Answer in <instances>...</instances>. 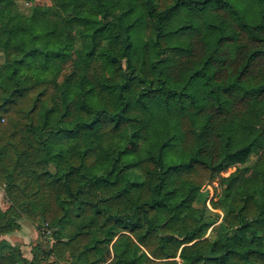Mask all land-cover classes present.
Returning <instances> with one entry per match:
<instances>
[{"label": "trees", "instance_id": "obj_1", "mask_svg": "<svg viewBox=\"0 0 264 264\" xmlns=\"http://www.w3.org/2000/svg\"><path fill=\"white\" fill-rule=\"evenodd\" d=\"M55 1L0 0V264H264V0Z\"/></svg>", "mask_w": 264, "mask_h": 264}, {"label": "rangeland", "instance_id": "obj_2", "mask_svg": "<svg viewBox=\"0 0 264 264\" xmlns=\"http://www.w3.org/2000/svg\"><path fill=\"white\" fill-rule=\"evenodd\" d=\"M55 5V0H16V4L13 8V15L15 16V18H19L22 16L30 17L35 7L52 8ZM256 11V7L252 6L249 8L248 14L250 16H254ZM74 23L75 22L73 20H69L67 22V25L71 26ZM72 63L73 62H69L67 68L64 71V74L69 73V71L71 70ZM3 64L4 54L0 52V66ZM259 159L260 157L254 156L248 165L240 167V169L245 170L250 167H253ZM236 172H238L237 167L228 168L227 170L223 171L221 178L230 179L231 177L236 175ZM222 193L223 188L221 187L220 182H215L213 184L207 183L202 189V196L195 203V207L198 210V214H201L203 212L204 207H207L209 212L214 213L210 202L215 196L221 195ZM9 207H11V203L8 200L4 188L0 186V223H2L1 215L6 212ZM217 213H219L220 218L222 219L224 214L222 212ZM205 214L209 215L210 213L205 211ZM15 221L19 228L13 233L0 236V247L3 246L5 242L14 246H19L21 248L23 256L31 260L33 256V249L37 245L39 251L41 252L47 251L53 245V241L49 238V234L44 233L43 229H41L40 231L38 224H35L26 218H16ZM212 235V231L209 230L207 233V237H210ZM6 251L0 250V255L6 253Z\"/></svg>", "mask_w": 264, "mask_h": 264}, {"label": "crops", "instance_id": "obj_3", "mask_svg": "<svg viewBox=\"0 0 264 264\" xmlns=\"http://www.w3.org/2000/svg\"><path fill=\"white\" fill-rule=\"evenodd\" d=\"M32 258H33V256H32ZM32 258H31V260H32ZM51 262H54V261L51 260ZM49 263H50V262H49ZM49 263H48V262H44L43 264H49Z\"/></svg>", "mask_w": 264, "mask_h": 264}]
</instances>
